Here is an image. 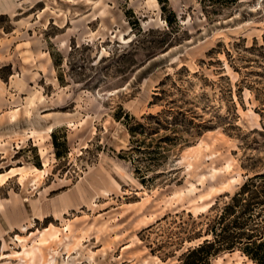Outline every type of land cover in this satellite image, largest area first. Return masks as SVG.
Listing matches in <instances>:
<instances>
[{
  "label": "rangeland",
  "instance_id": "obj_1",
  "mask_svg": "<svg viewBox=\"0 0 264 264\" xmlns=\"http://www.w3.org/2000/svg\"><path fill=\"white\" fill-rule=\"evenodd\" d=\"M263 171L264 0H0V264H177Z\"/></svg>",
  "mask_w": 264,
  "mask_h": 264
},
{
  "label": "trees",
  "instance_id": "obj_2",
  "mask_svg": "<svg viewBox=\"0 0 264 264\" xmlns=\"http://www.w3.org/2000/svg\"><path fill=\"white\" fill-rule=\"evenodd\" d=\"M138 127L143 126L138 123ZM137 129H129L133 142ZM136 172L141 174L142 170L137 168ZM148 178L143 175L142 183ZM203 230L193 240L202 242L183 253L177 264H211L213 257L236 249L254 263L264 264V171L249 177Z\"/></svg>",
  "mask_w": 264,
  "mask_h": 264
},
{
  "label": "bare ground",
  "instance_id": "obj_3",
  "mask_svg": "<svg viewBox=\"0 0 264 264\" xmlns=\"http://www.w3.org/2000/svg\"><path fill=\"white\" fill-rule=\"evenodd\" d=\"M19 238H20V237H19ZM24 247H26V246H24ZM37 254L40 255V258H42L43 261H45V257H44V255L41 253V251H39V252H37V253H28V252H27L26 257H30V256H31L32 263H34V260L36 259ZM45 264H56V260L53 259L51 262L46 261Z\"/></svg>",
  "mask_w": 264,
  "mask_h": 264
}]
</instances>
